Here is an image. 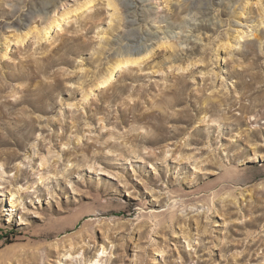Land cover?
<instances>
[{"label": "rangeland", "instance_id": "obj_1", "mask_svg": "<svg viewBox=\"0 0 264 264\" xmlns=\"http://www.w3.org/2000/svg\"><path fill=\"white\" fill-rule=\"evenodd\" d=\"M0 167V264H264V0H0Z\"/></svg>", "mask_w": 264, "mask_h": 264}, {"label": "bare ground", "instance_id": "obj_2", "mask_svg": "<svg viewBox=\"0 0 264 264\" xmlns=\"http://www.w3.org/2000/svg\"><path fill=\"white\" fill-rule=\"evenodd\" d=\"M49 7V6H48ZM58 26H59V23H58ZM129 61H126V62H123L122 64H128ZM117 147V146H116ZM119 147V146H118ZM2 169V167H0ZM0 169V170H1ZM3 171V170H2Z\"/></svg>", "mask_w": 264, "mask_h": 264}]
</instances>
